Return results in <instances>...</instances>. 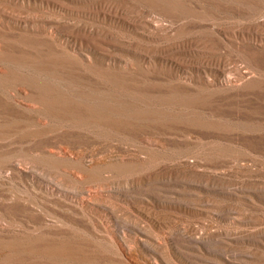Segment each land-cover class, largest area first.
<instances>
[{
	"label": "rangeland",
	"instance_id": "1",
	"mask_svg": "<svg viewBox=\"0 0 264 264\" xmlns=\"http://www.w3.org/2000/svg\"><path fill=\"white\" fill-rule=\"evenodd\" d=\"M263 13L264 0H0L3 158L46 156L41 177L99 191L78 224L51 201L44 220L0 206L25 231L0 236V264H264V54L211 29ZM244 62L254 80L205 82Z\"/></svg>",
	"mask_w": 264,
	"mask_h": 264
},
{
	"label": "bare ground",
	"instance_id": "2",
	"mask_svg": "<svg viewBox=\"0 0 264 264\" xmlns=\"http://www.w3.org/2000/svg\"><path fill=\"white\" fill-rule=\"evenodd\" d=\"M173 7V5H171ZM175 8V7H173ZM148 25L154 26V28L160 30L167 29L168 27L163 25L162 23L153 24L152 21H146ZM212 32L215 34H218L219 36H222L224 38H227L228 40H231V36L236 37V41H230L233 42L236 46H241L246 43L245 39L249 37L251 39L250 45L253 49L257 50L264 54V37L262 36L263 29H264V13L261 15L260 19H257L256 21L252 22H241L240 24L229 26V25H221V26H212L211 27ZM176 30V28L170 27L168 30V33L170 31ZM177 32V31H176ZM175 35V34H174ZM259 37V38H258ZM207 38H194L189 39L187 43L193 45L198 43L201 46H208L212 47L208 44V42L205 41ZM203 40L205 41L203 43ZM243 43V44H242ZM222 47V45L218 44L217 48ZM248 53V52H247ZM258 54V53H257ZM249 55H252L253 57L257 56L256 53L250 52ZM264 57V55H261ZM226 58H223L222 55L220 56H211L208 55L206 58V62H212L215 65L221 66L224 65L226 62ZM244 65H235L233 69H229L225 72L223 70L219 71L223 75L222 81H216V78L213 79L207 78L205 82L208 85L214 86L216 84H220L222 86H228V87H235V86H241L246 82L252 81L257 77V74H259L257 71L252 69L253 66L248 64V62H244ZM217 67V66H216ZM1 73H6V70L3 67H0ZM256 74V77H255ZM42 93V89H39ZM44 101V100H43ZM41 104V103H40ZM42 105V104H41ZM39 105L36 108L37 109H43V107ZM1 147V145H0ZM2 150V149H1ZM0 150V206H3L5 208H11L15 205H19L22 207H25L29 210L36 211L33 206H37L40 209H38V213L41 220H44L45 217V209L47 208V202L51 201L56 205H59L66 213H68L71 216L70 222L78 224V221L87 220L86 219V212L85 207L87 206V203L91 201L98 200V190H93L90 188L81 189L79 191H71L67 192L63 188H61L56 182H52L51 180H48L47 178L41 177L42 172L38 173L37 169H39L41 166L39 165L37 159L40 158L41 160H45L47 157H41L40 154H37V157H29L25 155H18V156H12L10 158H3V153H1ZM72 150V149H71ZM6 152L8 150H5ZM73 151V150H72ZM50 152L54 153L57 157H64L65 155L74 154V152H71L68 148H60L58 150H50ZM73 156V155H72ZM71 156V157H72ZM85 163L86 161H82ZM90 164V163H88ZM79 171V170H78ZM80 172V171H79ZM72 175H77V170L70 171ZM32 177L37 178L38 180H41L42 182H45L43 186H40L39 191H34L31 189L29 185H24L25 188V195L19 194V192L13 187L10 180H13L14 177ZM81 177L84 176V174H80ZM58 194L60 196L65 195L68 201L60 200L59 198L50 200L49 195ZM88 197V198H87ZM81 218V219H80ZM0 236H12V235H21L23 229H20L21 227L17 226L11 221H8V219L0 217ZM88 221V220H87ZM55 228L51 232L48 230L49 225L46 224H39L34 226L32 232H28L27 234H32L36 236L40 235H47L48 233H54V234H63L65 232H70V228H66L63 223H57L54 225ZM27 232V231H26ZM153 259L155 262H157V254L154 253Z\"/></svg>",
	"mask_w": 264,
	"mask_h": 264
}]
</instances>
